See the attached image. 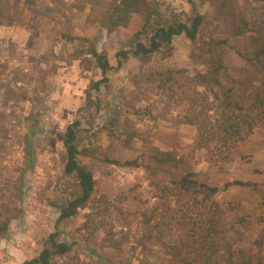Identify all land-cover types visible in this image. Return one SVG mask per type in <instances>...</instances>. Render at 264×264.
Masks as SVG:
<instances>
[{"label": "rangeland", "instance_id": "1", "mask_svg": "<svg viewBox=\"0 0 264 264\" xmlns=\"http://www.w3.org/2000/svg\"><path fill=\"white\" fill-rule=\"evenodd\" d=\"M30 1L33 10L25 9L14 26L0 27V166L11 173L22 165L28 148L36 159L24 185L23 212L0 238V264H20L36 256L54 231L59 207L74 182L62 173V141L65 128L75 121L79 122L78 160L92 172L95 189L89 205L61 224L59 240L70 244L71 252L57 258L58 263L179 264L156 238L148 240L159 233L155 209H162L163 200L162 192L147 180L143 165L164 172L198 173L195 201H235L243 194L239 189L210 196L206 187L221 188L235 179L264 181L254 174L264 170V130L246 139L240 145L242 157L222 172L210 167L207 152L196 149V127L188 124L193 106L159 90L156 82V75L165 70H180L191 77L202 69L196 43L178 36L160 52L148 57L129 55L116 67L117 53L145 41L141 19L134 17L127 27L109 33L86 22L88 8L83 13L73 10L76 0ZM150 1L157 5V21L170 17L183 22L196 9L205 19L202 37L225 27L227 18L216 0ZM69 37L74 42L65 44ZM81 39L95 42L112 67L108 84L98 90L90 87L91 81L101 78L98 71L61 60L84 44ZM42 59H48V64H40ZM53 64L58 69L46 76L42 92L40 67ZM135 159L142 167L112 164ZM165 234L164 244L176 237ZM237 237L244 241L233 249L253 243L256 235L238 230Z\"/></svg>", "mask_w": 264, "mask_h": 264}, {"label": "trees", "instance_id": "2", "mask_svg": "<svg viewBox=\"0 0 264 264\" xmlns=\"http://www.w3.org/2000/svg\"><path fill=\"white\" fill-rule=\"evenodd\" d=\"M216 4L227 18L225 27L206 37H202L205 19L194 5L192 16L183 22L170 17L157 21L158 17H154L158 13L157 5L150 0H76L72 9L83 13L88 8L86 22L99 25L109 33L127 27L134 17L143 21L140 33H144L145 41L133 43L130 51L117 53L116 67H120L129 55L148 57L160 52L178 36L196 43L202 69H196L191 77L182 75L180 70L159 72L157 88L191 103L194 112L189 114L188 124L196 127V149L206 151L209 166H216L222 172L225 166L242 157L240 145L256 131L264 130V0H243L242 4L237 0H216ZM27 8H34L30 0H0V27L14 26L17 16ZM72 40L69 37L65 44H72ZM81 40L87 45L65 53L61 60L68 66L77 63L87 71H98L101 78L90 82V87L98 90L108 84L107 74L112 67L106 53L100 51L95 42ZM47 60L42 59L40 64H48ZM57 69L56 64L52 68L40 67L42 92L46 88V76L56 74ZM78 126V121L68 124L63 133L62 173L74 181L68 197L59 207L54 231L49 234L46 245L34 258L22 264H59L56 259L71 252V245L59 240V228L89 205L95 189L92 172L78 160ZM2 148L0 146V152ZM24 156L22 165L13 168L11 173L8 167L0 166V238L8 234L11 223L23 212L24 185L36 166L29 148ZM112 164L142 167L138 159ZM143 166L147 180L162 192L163 200L162 209H155L159 233L149 236L148 240L156 238L174 262L264 264V181L235 179L226 181L221 188L206 187L210 196L239 189L243 194L235 201L218 202L209 198L195 201L194 176L198 173L174 169L164 172L150 165ZM254 174L264 177V170H256ZM164 230L176 235L170 243L164 244ZM238 230L253 231L255 241L233 249L238 242L244 241L243 237H237Z\"/></svg>", "mask_w": 264, "mask_h": 264}, {"label": "flooded vegetation", "instance_id": "3", "mask_svg": "<svg viewBox=\"0 0 264 264\" xmlns=\"http://www.w3.org/2000/svg\"><path fill=\"white\" fill-rule=\"evenodd\" d=\"M35 257V256H34ZM34 257H32V258H34ZM28 260V259H27ZM25 260H23L20 264H22L23 262H24Z\"/></svg>", "mask_w": 264, "mask_h": 264}]
</instances>
